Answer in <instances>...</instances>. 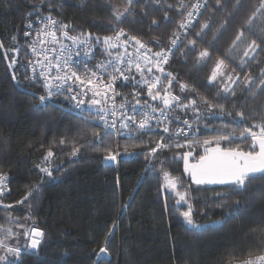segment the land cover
I'll return each instance as SVG.
<instances>
[{"label": "trees", "instance_id": "1", "mask_svg": "<svg viewBox=\"0 0 264 264\" xmlns=\"http://www.w3.org/2000/svg\"><path fill=\"white\" fill-rule=\"evenodd\" d=\"M181 2L190 5L196 0H161L159 4H154L152 0H134L130 6L127 0H0V42L3 43L0 48V172L9 176L10 192L3 196V203L14 205L8 210L0 207V224L11 227L14 232L22 231L15 222L10 223L5 217L10 213L12 217L31 225V221L24 220L30 213L36 218V226L46 233L38 253L24 255L22 252V264H223L222 258L229 252L237 256H244L249 251L259 254L264 241V232L261 231L264 229V180H253L246 191L238 193H232L227 186L194 185L184 172V163L180 158L181 154L188 152L185 147L165 149L156 154V159H146L148 149L159 141L155 128L147 134L135 133L129 139L116 140L114 136H109L105 143L111 144L114 153L118 147L120 155L116 166H106L103 160L106 153L94 150L95 137L92 135L93 132H100L103 137L104 130L93 121L68 114L52 103L47 102L46 106L38 108L40 102L37 96L41 95V91L24 79L22 65L28 53L23 30L28 19L37 17V7L41 16L51 15L69 25L70 35L80 32L113 35L110 29L115 26L136 36L156 52L161 47L167 48L172 32L178 30L181 12L185 17L190 10L181 9ZM210 3L212 7L204 11L199 20L201 24L209 23L210 29L204 30L206 35L202 33V39L190 30L189 38L197 39L198 47L208 48L215 57L223 55L241 28L245 29V36H249L245 21L260 6V0H241L238 8L233 7L234 0L233 3L222 0L226 5L225 11L216 9L215 0H210ZM166 5L173 7L167 8ZM126 7L131 14L124 12ZM114 10L124 14L121 18L123 22L118 25L113 16ZM165 11L169 22L165 21ZM153 20L158 27L152 24ZM223 21L227 23L221 28ZM12 37H16L15 41ZM153 37L159 38V46ZM251 38L256 39L255 36ZM257 42L261 43L259 39ZM15 48L20 51L14 53ZM181 52L187 54L188 49L182 47ZM197 54L176 53L166 67L165 71L176 78L172 85L174 94L182 95L178 81L196 90L195 93L186 90L185 94L192 98L199 93L213 103H225V110L233 111V117L234 102L246 116L253 108L257 112L261 110L264 94L252 97L238 90L239 99L233 97L227 102L213 99L216 95L214 88L206 87L212 65L197 67ZM14 57L16 64L10 68ZM259 59L264 62V53ZM261 67L264 64H252L251 75L257 77ZM237 72H240L239 68ZM13 73L21 82L19 87L13 80ZM134 75L139 79L137 74ZM161 79H164L163 76ZM133 91L130 86L122 87L123 95H128L129 99ZM135 91L140 93L142 104L145 100L158 104V101L153 102L146 96L143 88ZM173 115L192 122L190 115L185 117L178 111ZM256 122H259V117L255 121L247 120L243 125L232 123L227 117L205 120L199 124L196 139L202 142L232 131L238 135L243 127ZM61 138L66 141L74 139L77 146H82L80 152L74 157L63 155L57 161L59 171L54 170L52 178L41 180L34 165L41 162L50 143ZM165 142H169L167 138ZM178 142L182 144L185 141ZM249 144V140L224 141L221 147L248 150ZM125 147L135 155H124ZM64 151H69V147L66 146ZM203 151L195 149L189 163L196 162ZM174 156L177 157L175 160ZM160 161H163L165 171L179 176L190 185L193 218L196 223L204 225L203 230L191 231L185 226L173 207L172 196H167L165 207V198L161 195ZM149 162L155 166L154 171H146ZM33 184L40 187L28 198L34 201L31 207L28 201L17 204ZM222 199L227 201V206L217 207ZM114 221L117 227L112 236H107ZM106 236L110 259L98 261L96 254L105 246ZM19 242L21 245L24 243L22 238ZM6 243L15 245L16 240L9 239ZM2 252L3 249H0Z\"/></svg>", "mask_w": 264, "mask_h": 264}, {"label": "snow or ice", "instance_id": "2", "mask_svg": "<svg viewBox=\"0 0 264 264\" xmlns=\"http://www.w3.org/2000/svg\"><path fill=\"white\" fill-rule=\"evenodd\" d=\"M133 2L134 0H127L129 6ZM152 2L159 4L161 0H152ZM229 3H233V0H229ZM215 6L219 11L226 9L222 0H215ZM240 6L241 0H234L233 7ZM165 7L172 8L173 6L166 5ZM211 7L210 0H196L190 5H184L181 2V9H190L186 17L183 16V11L181 12L182 19L178 23L181 31L174 30L169 38L168 48L161 47V50L156 52H153L136 36L128 35L123 28L115 26L110 29L114 35L99 36L90 32L70 35L67 30L69 25L58 22L51 15L41 16L37 7V24L40 27L36 28L29 22L26 28L30 31L24 33L25 37H32V42L28 47L31 54L36 57L34 62L28 61L26 67L30 69V72H26L24 79L32 83L39 82L44 90L43 94L37 96L40 102L37 107L46 106L47 102L54 97H63L64 101L71 102V108L81 113L88 111L104 129L103 137L100 132H93L92 135L95 137L94 150L106 153L103 156L106 166L115 162L117 156L120 155L118 147L114 153L111 144L105 143L109 136L124 134L126 138H132V132L125 130L135 129L137 133L147 134L155 128L159 141L154 142V146L148 149L145 154L146 159L148 157L156 159V154L165 149L193 148L202 144L203 154L199 155L195 163H189V157L193 155L192 151L180 155L184 163V172L190 176L191 181L196 185H224L232 193L246 191L253 180H264V106L259 112L255 108L251 109L249 115L246 116L243 110L236 108L234 102L232 108L235 110V117H233V111L225 110V103H213L212 100L200 96L199 93H196V98L185 94L186 90L196 92L187 84L177 81L182 95H176L172 90L173 81L176 78L171 72H166L163 67L175 53L181 55L198 53L195 58L197 67L212 65L206 87L214 88L216 95L213 99L219 98L224 102L233 97L239 99L238 90L247 92L252 97L264 94V67L260 68L257 77H253L250 73L252 64H264L259 59L261 53H264V47H262L264 43V0H260V6L245 21L249 36H245V29L241 28L228 48L224 50L223 55L215 57L208 48H199L197 39L189 38V30L195 32L196 37L200 39L203 38L202 33L206 35L204 30L210 29L209 23L201 24L199 21L194 23L193 17L201 16V9L206 12ZM161 11H164V8H161ZM124 12L131 14L129 7H126ZM123 15L118 10L113 11L117 25L123 22L121 19ZM164 17L165 21L169 22L166 11ZM226 23L227 21H223L220 27L223 28ZM152 24L158 27L155 20ZM197 27L199 31H196ZM58 32L60 35L57 34ZM61 36L70 43H63ZM252 36L256 39L251 38ZM121 37L126 38L122 40ZM12 39L15 41L16 37ZM257 39L261 43H258ZM153 40L158 46L160 45L159 38L153 37ZM129 46L132 51H129ZM2 47L3 43L0 42V48ZM182 47L188 49L187 54L181 52ZM19 51V48L13 49L14 53ZM98 55H103L104 59L99 60L95 65L90 64V61L96 60ZM41 56L43 59H40ZM82 56L84 60L80 59ZM15 64L14 57L9 67ZM232 64H235V67H232ZM37 66L41 69L39 72L36 70ZM237 68L240 72H237ZM133 70L139 75V79L133 75ZM13 80L19 87L21 82L16 79L14 73ZM118 82L134 89L131 99L117 90ZM137 88H143L146 96L153 102L158 101V104H150L147 100L142 104L139 99L140 93L135 91ZM89 93H91L90 96ZM117 97H120L119 104H117ZM177 111L185 117L190 115L192 122H189L188 118L180 119L174 116L173 113ZM224 117L231 118V122L237 125H243L247 120L255 121L257 117H259V122L243 127L238 135L232 131L202 142L196 139L200 131L199 124L202 121ZM174 124L182 126L171 130L170 125ZM205 127L208 125L205 124ZM224 127L227 128L228 125L225 124ZM189 133L192 135L190 136ZM166 138L169 142H165ZM177 138H183L186 143H179ZM234 140H249V149L221 147V142L231 143ZM213 143L215 146L211 147ZM66 146L69 147L67 152L64 151ZM80 147L82 146H77L74 139L66 141L65 138H61L58 142L54 139L42 155L41 162L34 165L41 180L45 177L52 178L53 171H59L57 161L63 155L76 156L80 152ZM133 147H139V145H133ZM124 155L133 156L135 153L129 152L125 147ZM176 158L174 156L173 160ZM149 170H155L151 162L146 168V171ZM160 171L162 173L161 195L165 198V207H167V196H172L174 198L173 207L179 212L185 226L191 231L203 230L204 225L196 223L193 218L194 207L189 193L190 185L179 176L165 171L163 161H160ZM8 182V174L0 172V207L5 210L14 207L12 204H4L2 199L6 193L10 192ZM39 187L38 184L31 185L26 195L17 201V204L28 201V206L31 207L34 201H29L28 198L38 192ZM236 203L239 207V202ZM216 206L226 207L227 201L222 199ZM181 209L184 210L181 211ZM5 218L10 223L15 222L16 227L22 231L14 232L11 227L6 228L0 224V233H3L0 236V249H3L0 253V264H22L20 261L22 252L24 255L38 253L40 246L45 242L46 233L36 226V218L30 213L24 220L31 221V225L21 222L20 218L12 217L10 213ZM116 227L117 224L114 221L107 236H112ZM261 231L264 232V229ZM107 236L105 246H102L96 254L98 261L110 259ZM21 238L24 241L22 245L19 242ZM9 239H15L16 244L6 243ZM222 262L223 264H264V241L261 242L259 254L249 251L244 256H237L229 252L226 257L222 258Z\"/></svg>", "mask_w": 264, "mask_h": 264}, {"label": "built area", "instance_id": "3", "mask_svg": "<svg viewBox=\"0 0 264 264\" xmlns=\"http://www.w3.org/2000/svg\"><path fill=\"white\" fill-rule=\"evenodd\" d=\"M203 12H204V9H201V13H202V14H203ZM185 17H186V16H185ZM200 17H201V16H194V17H193V22L195 23V22L199 21V20H200ZM54 19H55V18H54ZM56 20H57V19H56ZM57 21H58V20H57ZM29 22H31L32 25H33L34 27H36V28H39V27H40V25L37 24V17H34V18H30V19L27 20V22H26V24H25V27H24V30H23V39L25 40L26 51H27V53H28L27 60H26V62L22 65V70L25 72V74H26V72H30V69H28V68L26 67L27 64H28V61H29V60H32V61L34 62L35 59H36V57H34V56L31 54L30 49H29V47H28V45L31 44V42H32V37H25V35H24V33H25L26 31H30V29H27V28H26V25H27ZM58 22H59V21H58ZM60 23H61V22H60ZM67 30L69 31V28H68ZM124 31L126 32V34L132 36V34L129 33L128 31H126V30H124ZM177 31L179 32V31H181V30L178 28ZM189 31H190V30H189ZM57 34L60 35L59 32H58ZM32 35H33V37H34V36H35V33L33 32ZM113 35H114V34H113ZM125 38H126V37H121L122 40L125 39ZM181 39H183V36H181ZM61 40H62V42L65 43V44L70 43L69 41L64 40L62 36H61ZM168 46H169V45H168ZM168 46H167V48H168ZM167 48H166V49H167ZM129 51H132L131 46H129ZM173 51L175 52V50H173ZM175 54H176V53H175ZM175 54H174L173 56L170 57L169 62H168L167 64L163 65L164 69H166V67H167V66L173 61V58H174ZM149 55H151V53H149ZM40 59H43V57L41 56ZM80 59H81V60H84L85 58L82 56V57H80ZM102 59H104V56H103V55H98L97 58H96V60L90 61V64L95 65V63H97L99 60H102ZM36 70H37V72H39L41 69L39 68V66H37V69H36ZM134 74H136V73H135V71L133 70V75H134ZM137 75H138V74H137ZM138 76H139V75H138ZM29 82H30V81H29ZM30 83H32V82H30ZM32 84L36 85V86L40 89L41 94L44 93V90H43V88H42V86H41V84H40L39 82L32 83ZM123 86H124V85L119 84V82H118V88H117V90L120 91L122 94H123V92H122V87H123ZM90 95H91V93H89V96H90ZM48 103H52V104H54L55 106H57L58 108H60L61 110H63L64 112H66V113H68V114H72V115H75V116L80 117V118L83 117V119H86V120H89V121H93L94 123H96V124L99 126V122H98V121H97L92 115H90L88 111H84L83 113H81L79 110H76V109L71 108V102H70V101H64V100H63V97H54L51 101H48ZM119 103H120V97H117V104H119ZM139 118H140V117H138V119H139ZM170 126L172 127L171 130H175V128H177V127H181L182 125L174 124V125H170ZM99 127H100V126H99ZM100 128L103 129L102 127H100ZM103 130H104V129H103ZM125 131H126V132H127V131H131V132H132V137H133V135H135V133H137V132L135 131V129H128V130H125ZM189 135L191 136L192 134L189 133ZM114 137H115L116 140H119V139H129V138H126L124 134L114 135ZM177 139H178V141H185L183 138H177ZM117 161H118V156H117ZM8 187H9V182H8ZM9 188H10V187H9Z\"/></svg>", "mask_w": 264, "mask_h": 264}, {"label": "rangeland", "instance_id": "4", "mask_svg": "<svg viewBox=\"0 0 264 264\" xmlns=\"http://www.w3.org/2000/svg\"><path fill=\"white\" fill-rule=\"evenodd\" d=\"M202 16H203V14H202L201 17H200V20H201ZM185 143H186V141H185V142H182V144H185ZM210 146H211V147H214L215 144L213 143V144L210 145ZM185 148L188 149V151H192V152H194L195 149H196V150H197V149H200L201 151L204 150V146H203L202 144L197 145V146H195V147H193V148H188V147H185Z\"/></svg>", "mask_w": 264, "mask_h": 264}, {"label": "water", "instance_id": "5", "mask_svg": "<svg viewBox=\"0 0 264 264\" xmlns=\"http://www.w3.org/2000/svg\"><path fill=\"white\" fill-rule=\"evenodd\" d=\"M195 163V162H194ZM110 166H116L117 165V160L115 162H112L111 164H109ZM194 184V183H193ZM196 185V184H194ZM200 186H212V187H226L224 185H200Z\"/></svg>", "mask_w": 264, "mask_h": 264}]
</instances>
